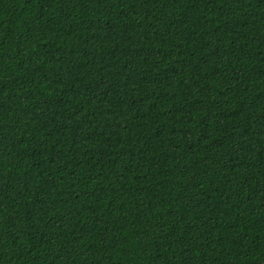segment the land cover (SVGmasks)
I'll return each instance as SVG.
<instances>
[{"label":"trees","instance_id":"16d2710c","mask_svg":"<svg viewBox=\"0 0 264 264\" xmlns=\"http://www.w3.org/2000/svg\"><path fill=\"white\" fill-rule=\"evenodd\" d=\"M0 264H264V0H0Z\"/></svg>","mask_w":264,"mask_h":264}]
</instances>
